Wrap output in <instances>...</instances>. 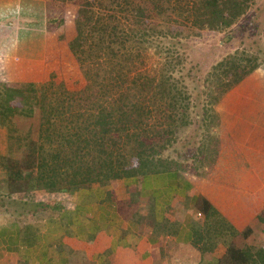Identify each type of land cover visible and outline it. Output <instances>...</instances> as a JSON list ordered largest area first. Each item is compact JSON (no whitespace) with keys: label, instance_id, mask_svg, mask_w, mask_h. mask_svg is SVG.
<instances>
[{"label":"crops","instance_id":"obj_1","mask_svg":"<svg viewBox=\"0 0 264 264\" xmlns=\"http://www.w3.org/2000/svg\"><path fill=\"white\" fill-rule=\"evenodd\" d=\"M53 7L45 6L46 10ZM78 9L71 15L76 32ZM68 18L61 14L53 33L47 29V19V30L29 29L21 40L16 29L12 53L0 54V76L7 74L14 82L33 85L40 93L36 188L26 193L33 194L30 203L37 207L13 210L6 200L8 139L0 119V264H217L226 245L199 232L204 219L199 203L202 197L208 199L239 230L254 224L264 208V141L254 137L251 148L215 149L218 153L208 170L193 175L175 167L147 170L140 151L132 166L125 142L116 149L107 144L114 132L109 131L103 141L84 138L77 131L81 128L78 117L61 112L66 101L72 107L88 97L100 105L126 97L124 104L129 107L130 91L138 88L132 85H142V92L149 87L160 97L166 86L156 77L154 65L136 66L126 57L106 55L91 35L89 42L95 45L89 43L87 51L71 47L74 51L67 52ZM76 32L70 37L73 41ZM122 40L119 37L117 44ZM73 59L97 64L106 81L87 82L94 67L81 66L84 70L76 71L68 67ZM73 73L81 74L86 84L68 81ZM70 92L73 96L86 93L74 104L78 99L70 102ZM113 113L107 121L103 111H96L95 124L89 128H97L101 136L100 126L117 122ZM236 128L241 136L235 140L240 144L248 138L250 127L242 122ZM257 128L261 131L260 125ZM14 197L17 194L9 199ZM51 200L54 206L49 205ZM256 235L259 232L247 243H253Z\"/></svg>","mask_w":264,"mask_h":264},{"label":"rangeland","instance_id":"obj_2","mask_svg":"<svg viewBox=\"0 0 264 264\" xmlns=\"http://www.w3.org/2000/svg\"><path fill=\"white\" fill-rule=\"evenodd\" d=\"M9 2L18 4L19 8H17L15 21L10 20L8 24L14 25V28L18 29L20 33L24 30V35L33 29L36 33L38 31L43 33L46 29L47 19V29H50V32L53 33L59 16L63 13H65V16L69 15V18L66 19V23L69 25L66 30L68 38L65 43L67 52L74 51L71 47L75 48L77 52L80 50L82 52L87 51L85 50L87 44H85L84 39L79 38L77 39L79 42H77V40L73 41L70 38L76 32L72 20L75 19L73 16L76 14L79 1L6 0V2H0V6H5V3L8 5ZM45 6L54 7L46 10ZM71 10H74V12H71ZM113 12V22L117 30L121 32L120 37L123 39V50L135 51V54L131 52V55L128 53L123 57H126L127 61L131 60L132 64L135 63L136 66L142 65L141 67L145 66L147 68L148 64L154 65V70L157 71L156 77L164 80V86H166L164 89L166 88L167 92L166 90L165 92L162 91L163 94L160 97L158 95L161 93L153 92L149 87L147 91L142 92V89H140L142 85H132V87L138 88L130 91L131 103L129 107L124 104L126 97H124V100L123 98L121 100H104V104L101 105L98 104L100 101L88 97L81 101L80 106L73 105L72 107L66 101L61 108V112L66 113L68 111L78 117L76 121L80 120L81 128L77 131L81 136L94 140L99 131L94 127L93 129L89 128L88 125L95 122L93 120L97 118L94 117L96 111H103V116L107 121L109 113L114 111L113 114L117 122H108V125L111 124L114 128L112 132H114L113 138H115V141L109 137L107 144L108 142L112 143L116 149L120 148L119 146L125 142L130 147L132 166L137 160L134 157H137V152L140 151L142 160L146 161L147 164L145 168L175 167L193 175H201L204 170H208L209 163L215 159L218 153L216 150H219V148L241 145L251 148L253 141L251 138L254 137L264 141V97L259 100L253 93L256 88L264 87V0H255L249 12L244 14L234 25V28L237 29V36L229 42L225 41L226 43L222 42L219 33L205 32L197 35L192 33V37H187L183 28L165 21L151 22L152 26L148 27V33L144 35L145 38L142 41L144 33L141 30V35L138 37L135 30L136 18L116 9ZM0 24L2 25L3 22H0ZM151 34H154V37ZM25 44L29 45L27 42ZM35 48L36 46H34ZM236 48L255 54L262 65L243 82L219 96V100L215 103L221 89L216 83L214 84L213 79L208 74L224 55L234 52ZM81 66L94 67L92 74L86 76L88 78L87 82H90V79L91 81L94 79L100 81L101 78L104 82L106 81L101 73V67H97V64L87 65L86 60L81 63L76 59L72 60V64L68 63V67L76 71L84 70ZM6 80L17 84L23 89L24 93H29L32 98L37 96L38 100L40 97L39 91H36L33 85L14 82L10 76L9 78L6 76ZM68 81L73 84L77 82L78 85L84 82L86 84L81 74H70ZM77 84L75 85L77 86ZM79 93L77 96L71 94L69 101L74 103L86 92ZM104 93L108 95L110 91ZM145 95L152 98L146 99ZM261 95L264 96V94ZM185 98L186 100H183ZM78 100L74 104L80 103V100ZM257 100L262 107L256 109L253 102ZM175 101H178L180 106H174V111H172L170 107L174 105ZM157 103L159 104L157 105ZM236 103H240L238 107L235 106ZM243 103L247 106H244ZM124 110L125 112H121ZM248 110H252L250 115L245 114V111ZM37 119L38 138L40 120L38 110ZM18 122H21L20 119ZM242 122H247L250 131L247 140L244 139L239 144L236 140L239 141L241 135L239 133V137L235 138L233 127L240 125ZM22 125L18 124L17 127L19 128ZM257 125H260L261 131H258V128L256 129ZM115 142L118 143L117 147ZM33 197V194L29 197L26 195L25 209L35 203H30ZM13 199L17 198L14 197ZM52 200L48 204L54 206ZM258 232L259 235L252 239L253 243L251 244H255L260 239L264 241V232Z\"/></svg>","mask_w":264,"mask_h":264},{"label":"trees","instance_id":"obj_3","mask_svg":"<svg viewBox=\"0 0 264 264\" xmlns=\"http://www.w3.org/2000/svg\"><path fill=\"white\" fill-rule=\"evenodd\" d=\"M3 1L6 2V0ZM76 1H79L80 8L78 9V14L79 17H82L80 19H78L79 17L76 18L80 25L77 26L79 30L77 31L75 40L79 38L81 40L84 39L85 44L89 47L91 35V37L96 38L98 41L97 46L101 47V51H104L106 55L112 54L115 57L124 56L128 53L131 55V52L135 54L134 50L124 51L122 42L117 44L121 32L117 30L113 22L114 14L112 15V11L115 9L136 18L135 30L138 33V37L141 35V30L144 33L142 41L145 38L144 35L148 33V27L152 26L151 22L165 21L183 28L187 37H192V33L194 35L205 32L219 33L222 42L226 43L237 36V29L234 28V25L244 14L249 12L251 5L255 2V0ZM17 8L18 4L14 2H9L8 5L5 3V6H0V22H3L2 25L0 24V54H10L14 49L16 29L14 25H9L8 22L10 20L15 21ZM84 18L88 20L84 22ZM23 35L24 33H20V40ZM151 35L154 37V34ZM130 37L132 38V36ZM90 44L91 46L95 45L94 42ZM257 59L255 54L236 48L234 52L227 53L214 65L208 75L211 76L214 84L216 83L221 89L215 103L219 100V96L243 82L262 65V62H259ZM6 76L8 75L0 76V119L4 122L8 139L7 200L9 207L13 210H21L25 209L24 198L26 193L36 188V167L39 146L36 106L39 104V98L37 100V96L32 98L29 93H24L23 89L17 84L3 78ZM263 88L253 90V93L259 100L264 97L261 95L264 94ZM183 100H186V98ZM231 104L230 106H232ZM239 104L236 103L235 106L238 107ZM243 104L247 106L245 103ZM174 106H180L178 101H175L174 105L170 107L172 111H174ZM253 106L256 109L262 107L258 100L253 102ZM121 112H125V110ZM251 113L252 110L245 111V114L250 115ZM19 119L20 123L18 122ZM18 124L23 125L18 128ZM236 126L233 127V130L235 131V138H238L239 131ZM99 129L101 136L94 137L95 142L103 141L106 133L112 132L114 128H112L111 124L108 125L107 123L106 126H100ZM139 158L142 161V166L145 168V165H147L146 161L142 160L141 155ZM145 169L149 170L151 168ZM11 194H17V200L9 199L11 198ZM35 206L39 205L36 204ZM199 209L204 214L203 222L198 227L199 232H202V234L206 233L210 239L216 240L219 238L226 245V252L218 259L217 264H264V241L257 239L258 242L255 244H249L246 241L256 232H264V208L257 214L254 224L250 223L241 230L235 228L205 197L201 198Z\"/></svg>","mask_w":264,"mask_h":264}]
</instances>
